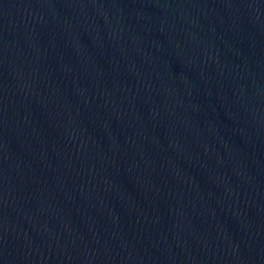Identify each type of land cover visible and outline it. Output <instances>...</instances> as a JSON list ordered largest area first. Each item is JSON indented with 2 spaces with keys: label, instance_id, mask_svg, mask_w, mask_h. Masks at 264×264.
Instances as JSON below:
<instances>
[{
  "label": "water",
  "instance_id": "water-1",
  "mask_svg": "<svg viewBox=\"0 0 264 264\" xmlns=\"http://www.w3.org/2000/svg\"><path fill=\"white\" fill-rule=\"evenodd\" d=\"M0 264H264V0H0Z\"/></svg>",
  "mask_w": 264,
  "mask_h": 264
}]
</instances>
